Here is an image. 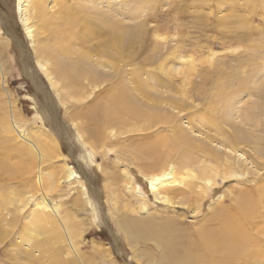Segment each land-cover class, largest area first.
<instances>
[{"label": "rangeland", "instance_id": "1", "mask_svg": "<svg viewBox=\"0 0 264 264\" xmlns=\"http://www.w3.org/2000/svg\"><path fill=\"white\" fill-rule=\"evenodd\" d=\"M41 1L59 15L58 2ZM63 1L67 21L83 15L79 0ZM103 1L90 6L111 12L120 54L91 47L99 62L62 78L39 72L16 0H0V264H167L176 252L143 233L169 222L189 240L230 215L251 255L236 262L264 264V0ZM32 25L40 47L47 35ZM95 99L124 122L100 140L87 117ZM168 167L177 182L159 200L149 181Z\"/></svg>", "mask_w": 264, "mask_h": 264}, {"label": "bare ground", "instance_id": "2", "mask_svg": "<svg viewBox=\"0 0 264 264\" xmlns=\"http://www.w3.org/2000/svg\"><path fill=\"white\" fill-rule=\"evenodd\" d=\"M27 1L29 2V5H28ZM53 1H55L56 3L58 2L57 6H58V9L60 12L58 16L51 15L49 13V10L46 9L45 6L43 5L41 0H16V3H15L17 6V13L19 14V21H20L21 25L24 27L23 29L25 32V37L28 38L29 41L32 42L33 51H37V53L41 55L40 57L43 58L42 60H37L38 62H36V63H38V65H39L38 70L40 69L41 72L42 71L44 72V76H45V74H47V76L52 75V73L55 72V74L57 76H59V77L61 76L62 78H64L65 75H68V73L70 71L72 72L74 65H79V64L84 65L85 62L87 63L89 60L94 61L95 64H97L99 61L96 62V60H93V57L95 54H96V56L99 55L102 57L103 56L109 57L110 53L115 54V55L120 54L118 47L120 48L122 43L119 40L118 35L120 36V32H122V31L118 30L119 29L118 24L116 25V23L111 22V20H106L104 17V16H106L107 19H109L108 17L111 15L110 14L111 12H105V11L102 12V10H100V8L96 7V9H95L92 7L93 5L90 4V3H93L94 5L103 4L105 1H103V0H79L80 2L76 1V3L78 2V4H77V5H79L78 7H80L79 3H81V5H82V9L80 7V9H78V10H80L79 15H80V13L83 15L81 17L76 16L75 13H74L75 15H69V21H67L68 17L64 16V13L66 12V10H68L70 8L69 5L66 4L67 5V8H66L65 1H63V0L62 1L53 0ZM26 5H28L27 6L28 8H26ZM90 5H92V6H90ZM23 7H24V10H23ZM72 9L76 10L77 8L74 7ZM62 11L64 12L63 14H62ZM77 15H78V13H77ZM82 17L88 18L86 20L90 21V22H88V23H86V21L83 22ZM33 23H36L37 24L36 26H40L41 29L44 30L43 32L46 33V35H47L46 40H45L46 43L42 42L41 43L42 45H40V47L39 46L35 47V37L37 39H39L40 35H39V32L35 28L33 29V25H32ZM79 26H81V27L83 26L82 29L85 30L86 32H82L81 30L78 31V29H80ZM76 27H79V28L76 29ZM131 33H134V31ZM99 37H103V39H97ZM87 38H88V40L89 39L93 40L94 44L89 45L87 43L88 40L85 42V40ZM77 46H79L78 49H77ZM83 47H86L87 50H84ZM91 47L94 49L93 51L91 50ZM91 51L95 54H91L90 53ZM38 54H36V56H38ZM115 55H113V56H115ZM71 56H74V58ZM61 58H62V60H68L69 59V61H67V63L65 65H62L63 63H61V61H60ZM37 59H40V58H37ZM42 63H45V65H48L46 70L44 69V66H43L44 64H42ZM49 63H51V65ZM40 70H39V72H40ZM78 70H81V68ZM82 76H84V74ZM72 77L76 78V76H72ZM68 79H69V77H68ZM92 79H93L92 80L93 82L95 80H97L96 78H94V76L92 77ZM85 80H87V79H85ZM78 81H77V83H78ZM82 81L83 80L80 79V85H81ZM87 81H90V80H87ZM92 81H90V82H92ZM48 82H52V81L48 80ZM75 82L76 81H72L69 83L67 81L65 83H68L71 85L70 87H73ZM55 83H52V85L51 84L50 85L56 86ZM120 83H117V84L120 85ZM93 85H94V83H93ZM136 86H139V85H136ZM75 87L76 86H74L73 88H75ZM110 87L115 88V85H111ZM140 88H142V87H140ZM122 92H124V91H122ZM125 92H126V90H125ZM114 94H116V93H114ZM146 94H147V90L144 91V96ZM107 95H106V97H107ZM117 95H118V93H117ZM99 97H100V95H99ZM113 97H117V96L115 95ZM120 97H123V96H120ZM99 99H102V98H99ZM118 99L116 98L113 100L117 101ZM103 100H104V98H103ZM123 100H125V99H122L121 102H123ZM126 100H127V98H126ZM99 101H101V100L95 99L92 102L91 108H88V111L90 109L92 111H90V113H88V115H87V117H89L90 115L94 117L93 119L95 120V122H94V120H92L95 124L94 128H93L94 132L92 131V129L90 131H91V135H94L95 137L99 138L98 140L104 138L103 137L104 131H102V130L105 127L110 126V125H117L116 123H118V122L124 123L123 118L118 117L119 116L118 114H116V116H113V117H112V115H108L111 113V112L108 113L109 107L107 108V110H103V108H106L108 105L106 107L102 108V106L98 105ZM112 103L113 104H110V105L114 106L116 102L112 101ZM107 104H108V102H107ZM101 105H103V104H101ZM128 111H130V110H128ZM116 112H117V110H116ZM131 113H132L131 116H133L134 111H132ZM138 113L139 112H137V114ZM160 117H161V115H160ZM130 118H132V117H130ZM133 118H135V117H133ZM147 123H149V122H147ZM118 125H120V124H118ZM148 127H146V128H148ZM55 146H56V144H55ZM46 148H48V147H46ZM170 151H171V149H170ZM167 156H169V154L164 153L161 157L157 158L158 163L156 165H154L155 166L154 168L160 169L163 166L164 160L167 159ZM154 161H156V160L154 159ZM87 166H90L89 163L87 164ZM168 168L166 169L167 170L166 173H164L163 175H161V173H160V175L156 176L153 179H150V181H149V189L154 194V197L159 199V200H163V199L166 200L169 197V195L174 193V191L172 189L170 190L169 187H166V185H170V184L174 185V183L177 182V181L173 180L174 167H168ZM66 176H67L68 180H74V181L76 180L75 178L77 177L70 170L67 171ZM75 183H77V181ZM163 184H166V185L163 186ZM168 202L171 203V201H168ZM220 219H222V220H220ZM220 219L219 220L221 222H220L219 226L221 228H223V230L213 231L215 228L213 229V228H210L208 226L202 227V228L195 230V233H197V236H195L194 238L189 239V240L186 237L183 238L181 235L178 236V238L176 236H174L173 233L171 232V229L173 228V226L169 222L165 223V225L162 228H158L156 231L153 230L151 227L150 231L152 233H143V235H141V237L145 240H148V241H151L152 243H154L156 247L161 249L162 253H168L170 251L176 252V256L174 258H169L168 260L165 259V262L167 264H182V261H188V262H190V264H240V262H238V260L236 262L235 259H238L241 256H243L241 258H243L245 260V262L250 261L249 257H251V255L249 256V254L244 252V247L246 244L245 243V231H244L243 223H239V220L241 218L239 216L230 215L228 217H225V216L220 217ZM133 224L137 225V221H134ZM138 225H140L139 222H138ZM119 226L121 227L120 229L124 233L127 232V227H126L127 224L126 223L121 222V224H119ZM220 227H219V229H221ZM146 237H149V239ZM133 238L134 237L130 238L131 242H133L132 241ZM158 254H159V252H158ZM161 258H163V257H161ZM160 260L162 261V259H160ZM239 261H240V259H239ZM185 264H187V263H185Z\"/></svg>", "mask_w": 264, "mask_h": 264}]
</instances>
